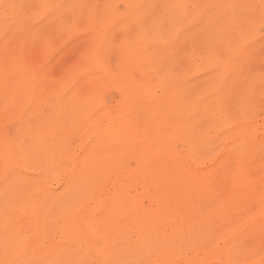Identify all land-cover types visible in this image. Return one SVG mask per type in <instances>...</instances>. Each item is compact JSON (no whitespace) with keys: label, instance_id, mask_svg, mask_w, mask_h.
Segmentation results:
<instances>
[{"label":"snow or ice","instance_id":"obj_1","mask_svg":"<svg viewBox=\"0 0 264 264\" xmlns=\"http://www.w3.org/2000/svg\"><path fill=\"white\" fill-rule=\"evenodd\" d=\"M0 264H264V0H0Z\"/></svg>","mask_w":264,"mask_h":264},{"label":"bare ground","instance_id":"obj_2","mask_svg":"<svg viewBox=\"0 0 264 264\" xmlns=\"http://www.w3.org/2000/svg\"><path fill=\"white\" fill-rule=\"evenodd\" d=\"M119 103V94L116 93L110 98L109 106H114ZM211 164V160H206L201 164V167H208ZM162 169L168 172V179L170 188L172 190V198L174 201H181L190 194V186L187 179L180 171H171L170 166L166 163L163 164ZM154 189L149 190L144 186L143 181L140 182V192L144 196H150Z\"/></svg>","mask_w":264,"mask_h":264}]
</instances>
